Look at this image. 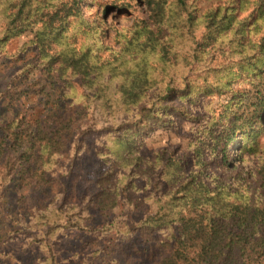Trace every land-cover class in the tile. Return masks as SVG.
I'll list each match as a JSON object with an SVG mask.
<instances>
[{
	"label": "trees",
	"instance_id": "obj_1",
	"mask_svg": "<svg viewBox=\"0 0 264 264\" xmlns=\"http://www.w3.org/2000/svg\"><path fill=\"white\" fill-rule=\"evenodd\" d=\"M207 1L140 0L144 17L113 29L111 43L106 12L127 2L91 18L84 7L97 0H0V54L29 34L22 49L35 50L32 67L60 88L45 115L2 125V176L48 185L62 157L72 163L93 148L101 163L94 192L76 200L86 207L65 201V214L55 207L44 217L77 226L89 202L94 212L82 220L96 219L93 230L140 238L124 264H264V199L232 169L260 153L264 0ZM211 97L221 100L217 115L199 121L186 107ZM176 119L197 123L187 156H144L150 133L175 128ZM45 248L47 264H56Z\"/></svg>",
	"mask_w": 264,
	"mask_h": 264
},
{
	"label": "rangeland",
	"instance_id": "obj_2",
	"mask_svg": "<svg viewBox=\"0 0 264 264\" xmlns=\"http://www.w3.org/2000/svg\"><path fill=\"white\" fill-rule=\"evenodd\" d=\"M126 2L131 5L126 10L109 8L106 12L111 43L113 29H128L135 19L144 17L140 0H97V3L84 7L85 16L93 18L97 13L101 14L105 5L119 6ZM212 2L208 0L207 4ZM28 39L29 34L11 39L0 54V129L17 116L24 115L32 120L45 115L46 109L50 108L49 102L58 98L60 88L46 81L39 69L32 67L37 63L35 50L31 46L22 49V44ZM220 101L217 97L203 98L195 105L187 103L186 107L201 121L218 114ZM196 124L176 119L173 129L157 128L147 137L141 153L149 157L165 149L176 150L182 157L187 156L190 152L189 138ZM92 136H86V141L91 143ZM238 141L230 147L233 158L239 152ZM258 142L260 153L244 155L242 161L234 162L232 169L247 177L246 186L253 198L264 199V131ZM93 150L71 160L72 163L62 157L53 168L54 173L48 176V185L35 180L24 184L17 172L2 176L5 161L0 157V264H47L45 246H51L56 264H124L123 253L132 246L142 245L137 234L125 238L116 228L93 230L91 227L96 219L82 220L85 215L94 212L89 202L85 204L88 211L78 212V216L82 217L81 225L67 226L66 216L59 219L44 217L55 207H60L65 214V201L76 202L81 193L89 196L87 200L92 198L94 188L91 181L101 168ZM230 174L227 170L223 176L227 179ZM71 192L74 193L73 199H69ZM77 204L80 208L86 207Z\"/></svg>",
	"mask_w": 264,
	"mask_h": 264
}]
</instances>
